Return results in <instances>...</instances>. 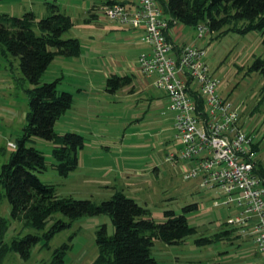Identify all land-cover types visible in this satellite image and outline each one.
<instances>
[{"label":"rangeland","instance_id":"obj_1","mask_svg":"<svg viewBox=\"0 0 264 264\" xmlns=\"http://www.w3.org/2000/svg\"><path fill=\"white\" fill-rule=\"evenodd\" d=\"M95 1L102 0H0V14L21 17L32 12L37 20L51 14L50 5L57 6L73 24L62 38L80 43V55L56 56L42 74L40 84L57 81L59 91L72 94V106L56 120L54 132L79 134L84 147L78 151L76 169L63 176L53 167L57 164L53 144L33 138L27 145L43 154L47 167L37 174L38 178L52 185L59 196L95 204L108 200L114 192H122L144 207L157 223L165 221L166 211L179 215L184 207L197 204V210L185 214L196 234L178 245L155 241L151 256L157 264H257L252 240L234 232L219 242L197 244V240L221 229L230 230L223 224L233 212L215 207V190L200 187L198 180H185L179 167L167 162L170 153H177L180 142L175 140L174 113L168 108L166 93L154 86V77L146 78V89L132 83L114 94L106 91V80L112 74L133 77L138 57L149 53L150 47L142 40L141 29L110 19L90 20L89 10ZM178 27L179 48H206L204 60L215 77L216 92L238 111L239 126L257 147L255 158L264 170V73L252 69L256 61H264V36L256 32L221 34L233 29L230 25L197 40L195 27ZM31 86L21 73L19 59H6L0 52V168L15 150L8 143L16 144L22 137ZM9 211L7 198L2 197L0 218L8 222L5 243L27 234L41 239L27 259L10 251L2 264H54V251L64 245L68 247L62 264H93L98 256L97 230L105 225L108 236L114 233L108 215L85 216L47 241L43 234L55 220L66 221L63 215H53L43 230L36 231L13 221Z\"/></svg>","mask_w":264,"mask_h":264},{"label":"trees","instance_id":"obj_2","mask_svg":"<svg viewBox=\"0 0 264 264\" xmlns=\"http://www.w3.org/2000/svg\"><path fill=\"white\" fill-rule=\"evenodd\" d=\"M163 14L170 20L194 28L205 23L210 33L224 30L233 25L241 34L256 32L264 36V0H158ZM124 0H102L89 10L90 20H97L95 8L103 5L124 4ZM51 14L37 20L32 12L21 17L0 14V52L19 59L24 78L32 85L28 90L29 112L25 114L26 125L22 137L16 141L15 149L7 163L0 168V200L7 198L10 218L36 231L43 230L53 215L60 213L66 221L55 220L43 234L45 240L85 216H109L114 227L112 236L107 235L105 225L96 232L98 256L93 264H157L151 256L155 241L167 245L183 244L196 234L188 224L187 212L197 210V204L182 209V214L165 212V221L157 223L149 212L134 199L122 192L113 195L100 204L90 200H78L72 196H59L52 185L41 182L37 174L47 170L43 154L27 144L33 138H41L53 144V166L61 175L67 176L77 167V154L84 147V139L76 133L58 135L54 124L72 106L73 96L58 90L57 81L40 84V78L56 56L76 58L80 55L77 39H63L73 26L70 17L61 14L58 7L50 5ZM171 24V22H170ZM38 31V34L36 33ZM264 43V40H263ZM253 70L264 73V61H256ZM133 83L130 75L112 74L106 80V91L116 93ZM254 151L257 147L254 146ZM257 163V174L264 180V170ZM7 220L0 218V264L8 252H17L23 259L30 255L31 248L40 237L27 234L13 237L4 242ZM232 231L221 229L211 237L197 240V244L209 245L226 238ZM67 245L54 251V264H62ZM56 260V261H55Z\"/></svg>","mask_w":264,"mask_h":264},{"label":"built area","instance_id":"obj_3","mask_svg":"<svg viewBox=\"0 0 264 264\" xmlns=\"http://www.w3.org/2000/svg\"><path fill=\"white\" fill-rule=\"evenodd\" d=\"M124 4L103 5L92 12L143 31L150 51L137 59L136 71L154 77V86L166 93L174 113L177 153L166 158L178 166L185 180H198L204 189L215 190L213 205L233 212L225 224L255 246L258 263L264 264V180L257 174L252 139L239 126L238 111L216 92V80L205 62L206 48L169 41L177 26L162 11L158 0H124ZM171 22V24H170ZM197 40L210 33L205 23L195 26ZM8 146L15 148L13 143Z\"/></svg>","mask_w":264,"mask_h":264},{"label":"crops","instance_id":"obj_4","mask_svg":"<svg viewBox=\"0 0 264 264\" xmlns=\"http://www.w3.org/2000/svg\"><path fill=\"white\" fill-rule=\"evenodd\" d=\"M95 4H100L97 3L95 1ZM94 5V4H93ZM180 30L178 26L171 28L170 30V36L168 37L169 41H172L173 43H175V45H177V41L176 39L178 38L179 34H180ZM179 47V46H178ZM127 75V74H126ZM133 75V83L138 84L141 87H144V89L147 88V83L146 82V78H144L142 75H140L136 70L135 72L132 74ZM254 256L257 258L256 261H258V255L256 253H254Z\"/></svg>","mask_w":264,"mask_h":264}]
</instances>
